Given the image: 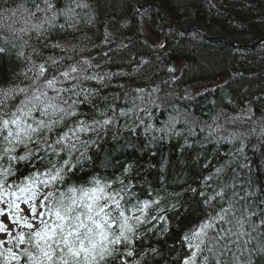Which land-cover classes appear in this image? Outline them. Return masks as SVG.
<instances>
[{"label":"snow or ice","instance_id":"obj_1","mask_svg":"<svg viewBox=\"0 0 264 264\" xmlns=\"http://www.w3.org/2000/svg\"><path fill=\"white\" fill-rule=\"evenodd\" d=\"M125 4L0 0V264H264V167L250 155L259 147L264 159V113L257 120L249 105L242 118L227 117L215 128L205 124L188 110L194 97L187 90L159 97L161 85L179 82L171 64L168 80L112 85L116 77L132 80L125 68L139 74L152 64L116 62L124 52L112 47L109 29L120 23ZM101 14L108 17L107 51L95 43L89 49L91 38L80 35L96 28ZM97 59L120 70L102 72ZM110 87L117 91L107 92ZM168 109V119L156 127V112ZM237 119L251 122L247 135L219 134ZM206 129L201 138L198 132ZM141 133L147 139L140 152L153 158L152 145L173 138L184 139L181 155L199 145L208 174L193 181L195 187L169 192L175 181L166 173V158L156 173L158 189L147 178L157 165L145 167L139 159L111 162L115 171L107 177L85 171L95 167L109 137L135 148ZM253 134L255 143L248 140ZM78 173L87 176L84 184L71 183ZM187 217L190 224L182 225ZM173 222L179 238L168 244Z\"/></svg>","mask_w":264,"mask_h":264},{"label":"trees","instance_id":"obj_2","mask_svg":"<svg viewBox=\"0 0 264 264\" xmlns=\"http://www.w3.org/2000/svg\"><path fill=\"white\" fill-rule=\"evenodd\" d=\"M108 3H111V0H108ZM211 3L215 7L210 8ZM137 4L142 5L139 12L133 0H126L122 9L124 15L118 17L120 23L109 29L110 39L113 41V48L121 46V51L124 52L123 56L119 54L116 56L117 64L127 62L129 59L137 62L141 59L151 60L152 64L139 74L132 72L131 68H125L124 71L130 73L132 80L127 76L116 77L121 84L135 87L142 80L147 81L149 78L157 83L160 80H168L173 73L169 72L166 65L170 61L179 62L183 64V68L178 74L174 73L180 78L179 82L161 85L162 90L158 93L161 99L173 93L183 95L185 92L183 86L186 82V90L188 84L198 88L195 94L190 92V87L187 90L188 94L197 96L195 99L198 98L197 101L193 100L188 110L205 124L213 125L215 128L217 124L224 125L227 117L242 118L246 115L245 110L249 105L259 120L261 113H264V104L260 102L264 99V42L256 44V40L264 39V22L261 19L264 17V0H140ZM107 18L105 14H101V22L96 28L80 33L81 36L87 35L91 38V42L85 45L89 49L95 43L104 51L108 50L107 46L103 45V21ZM201 29L208 31L214 37L206 38L201 33ZM217 36L224 37L239 47L235 48ZM148 37L152 39V42L147 40ZM161 43L167 45L164 50L160 52L150 50L152 46ZM145 44L149 47L146 48ZM124 45H128L126 51L122 47ZM92 55L96 57L97 52L93 51ZM96 63L102 65L100 69L102 72L120 70L117 67H109L105 60L97 59ZM135 66V64L132 65V67ZM0 71H5V69L0 68ZM153 73H159V75L153 76ZM226 81L228 86L222 87ZM211 85L215 89H220L216 96L211 97L209 93L213 88L209 89ZM92 86L96 85L93 83ZM197 93L202 95H197ZM177 107L183 111L184 101H181ZM170 112L171 109L164 111L163 115L156 112L158 119H153L152 123L160 127L164 122L163 116L169 115ZM251 127V122L242 123L240 119H237L235 125H227V130H221L219 134L246 135ZM209 131L206 129L203 137L207 136ZM108 139V144L99 153L95 167H89L85 171L107 177L115 171L111 162L120 163L139 159L140 164L145 167L149 162L157 165V168L152 169L147 178L158 189L159 181L156 173L159 171L161 159L166 158V173L170 174L175 181L174 186L168 189L169 192L182 191L180 185L187 187L188 184H192L195 187L197 185L192 182L208 174L202 168L203 159L193 161L192 153L186 152V149L181 155V152L176 149L177 144L169 148L159 146L154 150L157 155L153 158L140 152L142 141L138 136L133 141L135 148L122 147L127 143L126 139L122 138L119 141L112 140L110 137ZM249 139L255 143L257 137L253 134L248 136ZM109 152H111V157H108ZM250 155L256 165L264 167V159L261 158L259 147L255 153L250 152ZM106 157H108L107 160ZM177 174H179V180L175 179ZM78 177H74L71 183L82 184L87 180L84 173H78ZM260 179L263 180L264 175L260 176ZM161 195L164 193L161 192ZM171 203H175V200L167 198V204ZM178 235L173 226L166 237L167 243L172 244L179 238ZM152 243H156L155 238ZM163 244L164 240H161L160 245ZM150 264H159V262L151 261Z\"/></svg>","mask_w":264,"mask_h":264},{"label":"bare ground","instance_id":"obj_3","mask_svg":"<svg viewBox=\"0 0 264 264\" xmlns=\"http://www.w3.org/2000/svg\"><path fill=\"white\" fill-rule=\"evenodd\" d=\"M139 1L140 0H133V2H134V4H135V6L137 7L138 6V4H137V2L139 3ZM152 4V3H151ZM212 4V3H211ZM214 4H216V3H214ZM213 5V4H212ZM142 6V5H141ZM178 29V28H177ZM180 31H181V29H179ZM202 31H201V33H203V35L206 37V38H208V39H210V38H213L214 36L213 35H211L208 31H205L204 29H201ZM218 38H223L226 42H229L230 43V45H232L233 47H239L238 45H235V44H233L232 42H230L228 39H226V38H224V37H220V36H217ZM263 38H258L257 40H256V42L257 41H259V40H262ZM170 62H172L173 64H174V67H175V74H178L179 72H181V70H182V68H183V64L182 63H179V62H175V61H170ZM170 62H168V64L166 65L167 67H168V65H169V63ZM168 69V68H167ZM111 83H112V85H120L121 83L118 81V79L117 78H114V79H112V81H111ZM192 84H188L187 85V90H188V88L190 87V92L192 93V94H195L196 93V90L198 89V88H196V87H193V85L191 86ZM143 86V85H142ZM184 87V89L186 90V82H185V85L183 86ZM213 86L211 85L210 87H209V89L210 88H212ZM215 89V87H213L212 88V90H210L209 91V93L211 94V97L213 96V95H215L216 96V93H218L219 91H220V89L218 88V89H215V91H213ZM117 89L115 88V87H110L108 90H107V92H115ZM193 97H194V101H197L198 100V98L197 99H195L197 96H194V95H192ZM192 105V104H191ZM191 105H189V108L191 107ZM168 116L169 115H165V116H163V121H166L167 119H168ZM183 128H184V125H183V122H181V123H178L177 124V130L178 131H180V130H183ZM206 132H203V133H199L198 132V135L201 137V138H203V135L205 134ZM222 134V133H221ZM236 135H239V134H237V133H235ZM248 134V133H247ZM246 134V135H247ZM222 135H227V134H225V133H223ZM257 137V136H256ZM138 138L143 142V141H145L147 138L146 137H144L143 136V134L141 133V135H139L138 136ZM250 141H253L252 139H249ZM184 143V139H183V137H177V138H173V139H171V140H166V141H164L163 142V144L161 145V144H153L152 145V149L153 150H155L156 148H158L159 146H161V147H166V148H169L170 146H172L173 144H177V148L176 149H178L180 152H181V148H180V146L182 145ZM246 143H247V141H246ZM208 147L210 148V149H212V145L211 144H209L208 145ZM208 148V151H209V153H211L212 152V150H210ZM222 150L223 151H227V146H222ZM186 152H190V153H192V158H193V161H199L200 159H203L202 158V156L200 155V149H199V145H196L194 148H192V149H186ZM205 162V161H204ZM213 164H215V161H213ZM205 175H207V174H205ZM264 180V179H263ZM82 184H84V183H82ZM191 220H192V217H187V218H183V221H182V225H188V224H190V222H191ZM174 226H175V223H174ZM177 237H179V235L177 236Z\"/></svg>","mask_w":264,"mask_h":264},{"label":"rangeland","instance_id":"obj_4","mask_svg":"<svg viewBox=\"0 0 264 264\" xmlns=\"http://www.w3.org/2000/svg\"><path fill=\"white\" fill-rule=\"evenodd\" d=\"M212 1H217V0H212ZM149 42H152V39H149V37H148V39H147ZM5 223H7V218H5ZM9 227H14L13 225H9ZM0 239H5V237L4 236H0Z\"/></svg>","mask_w":264,"mask_h":264},{"label":"water","instance_id":"obj_5","mask_svg":"<svg viewBox=\"0 0 264 264\" xmlns=\"http://www.w3.org/2000/svg\"><path fill=\"white\" fill-rule=\"evenodd\" d=\"M262 42H264V39L257 41L256 44H260V43H262ZM169 64H171V65L174 66V64H173L172 62H170ZM168 68H169V65H168Z\"/></svg>","mask_w":264,"mask_h":264}]
</instances>
